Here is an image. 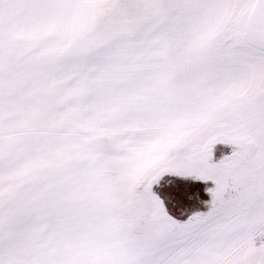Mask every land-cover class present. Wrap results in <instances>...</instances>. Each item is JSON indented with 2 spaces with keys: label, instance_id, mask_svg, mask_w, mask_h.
<instances>
[{
  "label": "snow or ice",
  "instance_id": "1",
  "mask_svg": "<svg viewBox=\"0 0 264 264\" xmlns=\"http://www.w3.org/2000/svg\"><path fill=\"white\" fill-rule=\"evenodd\" d=\"M0 264H264V0H0Z\"/></svg>",
  "mask_w": 264,
  "mask_h": 264
}]
</instances>
